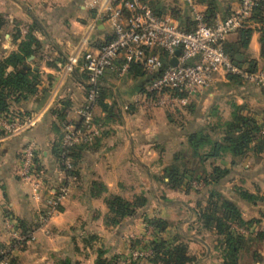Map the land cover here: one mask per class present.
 <instances>
[{
    "label": "crops",
    "instance_id": "0c3cea01",
    "mask_svg": "<svg viewBox=\"0 0 264 264\" xmlns=\"http://www.w3.org/2000/svg\"><path fill=\"white\" fill-rule=\"evenodd\" d=\"M147 2L151 7V3L160 5L161 8H155L162 17L166 14L170 23L187 30L193 29L195 12L205 15L217 12L225 17L237 10L240 4V0H194L193 4L188 0ZM262 3L264 8V0ZM97 13V9L85 5V0H0V15L6 21L0 29V59L19 52L20 44L29 33L42 46L23 64L9 66L6 70L7 74L29 70L37 73L36 93L18 101L11 100L9 111H0L38 116L37 122L28 129L14 135L5 132L0 135V249L10 248L13 242L5 222L8 213L15 216L23 231L26 227L34 233L25 249L12 246L10 256L16 264H58L67 256L80 262L78 250L71 251V246L77 243L71 232L76 231L77 225H85L84 228L92 232L105 230L104 235L109 240L110 231L120 226L116 233L119 240L120 235L126 232L133 234L137 230L153 229L144 220L147 215L166 220L175 235H187L189 221L183 220L184 225L177 222L180 215L195 213L189 203L184 204L177 198L203 197L208 188H203L196 195L184 186L179 188V192L167 188L168 178H164V169L177 163L176 154L189 153L191 130L215 120L230 119L234 106H244V114L254 118L260 127L264 126V88L224 75H217L210 87L193 96L188 106L184 105V110L137 106L135 100L146 91L148 83H145V77H134L129 70L123 71L124 60L121 58L115 67L105 71L101 79L103 102L110 110L96 107V115L102 125L101 135L81 151L77 173L65 199L57 212L44 221L46 200L56 193L63 180L56 145L61 140L65 122L62 126L57 123L59 115L69 122L76 121V110L87 96L81 68L61 75L60 67L78 49L96 48L114 37L112 25L107 21H99L96 28H90ZM250 25L253 32L249 47L243 49L237 59L243 62V67H249V62L264 67L261 45L264 22L251 21ZM237 40V33L228 37L229 43ZM141 87L145 90L142 91ZM47 91L50 92L47 102L37 110V100ZM56 124L60 125L59 130L54 128ZM29 143L35 144V161L45 179L43 191L38 195L34 194L33 183L20 175L21 152ZM252 147L245 158L234 159L227 154L215 163L232 170L226 182L235 186L230 196L224 192L226 182L217 188L237 204L243 219L264 220V138L258 137ZM160 191L165 192L166 201L158 196ZM241 191L257 195L261 200L245 201L240 197ZM140 195L147 197L148 204L138 210L137 216L122 220L118 227L109 221L108 202L112 197L133 200ZM192 221H196V217ZM194 226L208 231L203 225ZM210 233L215 238L200 235L196 239L191 238L196 243V249L190 251L195 259L192 264H224L222 237L215 232ZM259 244L261 247L258 249L253 245L245 247L246 254L252 255L255 251L260 257L246 264H261L260 259L264 260V239H260ZM243 250L239 253V264Z\"/></svg>",
    "mask_w": 264,
    "mask_h": 264
},
{
    "label": "built area",
    "instance_id": "2783aa9c",
    "mask_svg": "<svg viewBox=\"0 0 264 264\" xmlns=\"http://www.w3.org/2000/svg\"><path fill=\"white\" fill-rule=\"evenodd\" d=\"M85 5L98 10L90 28H96L99 21H107L112 25L114 38L96 48L78 49L60 67L61 75L81 68L86 74L88 88L85 102L76 110L81 125L70 121L64 128L63 151L59 159L63 180L56 193L46 200L44 221L57 212L73 181L74 165L69 150L83 142L92 143L101 135L102 125L96 120L101 79L119 59L124 60L123 71L132 64H139L147 75L154 77L146 91L135 100L137 106L144 108L177 110L210 87L217 75H236L246 83L264 88V69L252 70L235 64L224 47L231 34L251 24L250 18L259 0H240L237 10L225 17L217 14L212 23L205 21L203 13L195 12L197 24L193 31L177 27L155 14L147 0H85ZM178 50L180 54L176 55ZM174 57L177 58L176 65L171 63ZM37 119L36 114L0 113V129L14 135L32 127ZM258 137L264 138V126L260 127ZM20 160L21 177L33 183L34 194L38 195L43 191L45 179L35 161L34 143L23 148ZM5 222L12 241L19 242L28 237L14 215L8 213ZM263 223L250 227L237 225L236 230L245 236L257 235L264 232ZM7 262L8 256L3 264Z\"/></svg>",
    "mask_w": 264,
    "mask_h": 264
},
{
    "label": "trees",
    "instance_id": "16d2710c",
    "mask_svg": "<svg viewBox=\"0 0 264 264\" xmlns=\"http://www.w3.org/2000/svg\"><path fill=\"white\" fill-rule=\"evenodd\" d=\"M155 14L161 16L160 12L154 8ZM264 8L262 0H259V5L255 9L251 21L264 22L263 16ZM217 12H211L209 15L204 14L205 21L212 23L216 17ZM194 23L193 29L186 31H193L196 27ZM6 25L5 19L0 15V29ZM253 32L251 25H245L238 30V40L235 43H229L226 41L224 47L226 53L231 60L242 66L243 62L237 59V55L242 53L243 49L249 47V42ZM114 38V37H113ZM113 38L107 40L111 41ZM262 54L264 56V29L261 39ZM42 48L38 39L29 33L26 39L20 44L19 52L11 53L8 57L0 59V111L7 112L10 109L11 100H19L21 97L33 95L36 93V85L39 82V75L32 71L25 73L18 72H6L9 66L17 67L23 64L31 55H35ZM249 68L252 70L257 69L256 64L249 62ZM134 77H145V83H149L154 77L149 76L144 71L143 67L139 64H132L128 69ZM83 81L86 79V74L83 72L81 75ZM231 79H240L236 75H229ZM88 87L86 86V89ZM144 88V87H143ZM142 87L140 88L142 91ZM98 106L102 107L105 111L109 110L108 105L103 102V88L98 99ZM244 106H234L232 117L228 120H218L217 122H211L205 126L198 127L191 130L189 133V153L181 152L176 154L175 160L177 163L167 166L164 169V178H168L166 182L167 186L172 189L187 187L186 190H190L193 187V181L198 180L202 182L204 187L210 189V195L207 200V205L202 207L198 213V220L203 224V227L209 231H215L216 234L222 237V248L224 254V264H239V253L245 248L246 239L244 235L235 231L231 226L227 225V221L237 220L240 226H251L253 222H260L261 220H245L242 217L241 210L236 203L227 199L217 187L225 183L230 174L231 169L227 167H221L219 165H213L212 170L209 171L206 166L199 169L194 167H188L186 161H183L182 165H179V161L190 156L194 160L202 159V163L208 159H218L227 154L231 155L234 159L245 158L246 155L252 150L253 144L258 138L260 132V126L256 120L249 115H245ZM110 111V110H109ZM61 126L64 123V127L69 123L68 119H65L63 115H59L58 118ZM99 122V119L96 117ZM78 126L81 125V121H73ZM56 124L54 128L60 129V125ZM2 132H0V135ZM62 133L61 140L56 145V156L60 159L62 148ZM216 136V138H214ZM96 140V139H95ZM94 140V141H95ZM93 141V142H94ZM92 142V143H93ZM91 143H80L69 150V156L73 160L74 170L72 173H77L76 166L78 159H80L81 151L86 149ZM259 145V144H257ZM235 161H233L234 163ZM182 163V162H181ZM240 197L248 202H256L261 200V197L251 194L247 191H241ZM148 204V199L144 195L135 197L133 200L125 199L121 196L112 197L109 202L110 216L109 221L118 225L122 220L126 218H132L137 216L138 210L145 207ZM145 222L151 225L153 229L159 233H163L168 228V222L158 217L144 216ZM30 230L24 227L26 234ZM260 239H264V232L258 234ZM152 253L147 256L145 261L148 264H192L195 259L189 251V244L185 241V236L176 235L172 239H166L163 237L155 238L151 242ZM3 249H0V264H3L8 256L7 264H16L15 259H9V253H4ZM257 255V254H255ZM259 257V255H257ZM143 259V260H144ZM119 256H108L106 249H100L95 261V264H121ZM59 264H78L72 257H65L59 261ZM131 264H138L137 262Z\"/></svg>",
    "mask_w": 264,
    "mask_h": 264
},
{
    "label": "rangeland",
    "instance_id": "374dc122",
    "mask_svg": "<svg viewBox=\"0 0 264 264\" xmlns=\"http://www.w3.org/2000/svg\"><path fill=\"white\" fill-rule=\"evenodd\" d=\"M152 7H160L161 6H155L154 3H151ZM163 8H166L165 6ZM164 18H166V14L164 15ZM260 69H264V67H258ZM190 104V102L186 105L188 106ZM186 106H180L179 110L182 109L184 110V108ZM164 110H167L166 108H163ZM179 119V118H178ZM218 120L212 121V122H217ZM211 123V122H210ZM0 132L4 133L3 130L0 129ZM214 138H216V136H214ZM225 157V156H223ZM218 158V159H208L205 160V163H202V159H196L194 160L193 158H191L190 156H187L185 159L179 161V165L183 164V161H186L188 167H194L195 169H199L201 167H203L204 165L206 166V168L211 171L212 170V166L215 165V163L217 161H221V159L223 158ZM182 162V163H181ZM228 182V181H227ZM226 182V183H227ZM225 183V184H226ZM227 188L225 189V193L226 195L230 196V192L231 190L234 189L235 186H233V184H229L227 183ZM167 187V186H166ZM232 187V188H231ZM169 188V186L167 187ZM187 187H184V189H186ZM204 184L202 182H198V180L193 181V187L190 188V192H192L194 195H196L195 193L200 192L203 190ZM207 188V187H206ZM210 189L212 188H208L205 192L203 197L197 195L196 197H191L190 200L188 198L185 197H180L177 199H180L181 201H183V203H189V205H191V207H193L194 213L193 214H183L180 215V220L177 222L179 225H184L182 222L183 220L189 221V228H188V232L187 235H185V241L188 242L190 248L189 251H194L196 249V243H194L192 241L191 238L196 239L199 235L200 237H206V238H215L214 234L210 233L211 231H202L199 229L198 226H194V225H203L199 220H198V213L199 211L202 209V207L207 205V200L208 197L210 195ZM176 191H178L179 189L176 188ZM179 192V191H178ZM158 196L161 198L162 201H166V196H165V192H159ZM225 196V195H224ZM226 197V196H225ZM154 217V216H153ZM158 217V216H155ZM193 217H196V221H192ZM160 218V217H158ZM163 219V218H160ZM251 220H260L258 218H253ZM264 220H261L260 222H253L252 225H262ZM175 222V223H176ZM227 225L231 226L235 231L237 225L239 226V222L237 220H232V221H227L226 222ZM174 225V224H171ZM251 225V226H252ZM264 225V223H263ZM87 226V225H86ZM76 227V231H72L71 232V237H75V240L77 241L76 245H72L71 246V251L73 250H78V257H80L79 260L80 262H78V264H95L97 255H98V251L100 249H106L108 251V256L109 257H113V256H119L120 257V263L121 264H131L134 262H137L138 264H148L144 258H146L147 256L151 255L152 253V247H151V242L158 237H163L166 239H172L173 237H175L176 235L174 234V232H171L170 228H167V230L163 233H159L157 231H154L152 228L149 230H145L143 232H140L139 230H137V232H134L133 234H128L126 231H124L125 234L120 235V239L118 240L116 237V233L119 231L118 229H121L120 226L119 228H114L110 231V235L111 238L109 240V238H107L104 235L105 230H103V232H98L97 230L92 232L91 230H89V228H84L85 225H77ZM83 227V228H80ZM89 227V226H88ZM118 227V225H117ZM122 227V226H121ZM241 227V226H240ZM50 231V228H47ZM264 229V226L263 228ZM27 232V231H26ZM47 232V231H46ZM205 232V233H204ZM208 232V233H207ZM215 232V231H213ZM25 233V232H24ZM48 233V232H47ZM205 236H204V234ZM243 233V232H242ZM246 234V233H245ZM259 234V233H258ZM257 235H253V236H245L246 239V245L245 247L249 248L251 247V245H253L254 248L258 249V247H261V244H259L260 238ZM28 237L25 240L19 241V242H12L11 243V247H7V248H3V250L8 251L9 255H10V250L13 249V245L15 248L23 250L27 247L28 241L30 239L33 238L34 233L32 231H30L29 233L27 232ZM207 235V236H206ZM263 240V239H262ZM246 249L244 248V250L241 252V258H240V263L241 264H246L247 262H249L250 260H257L260 257H257L256 252L254 251L251 254H246ZM253 251V250H252ZM12 257L9 256V259H11ZM144 259V260H143ZM261 264H264V260L262 261L260 259ZM59 264V262H58Z\"/></svg>",
    "mask_w": 264,
    "mask_h": 264
},
{
    "label": "water",
    "instance_id": "95a60500",
    "mask_svg": "<svg viewBox=\"0 0 264 264\" xmlns=\"http://www.w3.org/2000/svg\"><path fill=\"white\" fill-rule=\"evenodd\" d=\"M179 54H180V51H179V50L176 51V55H179ZM32 58H33V57H32ZM171 63H172L173 65H176V64H177V58L174 57V58L171 60ZM49 96H50V92L47 91V92L45 93L44 97H42V98H40V99L37 100V101H38V108H37V110H40V109L45 105V103L47 102Z\"/></svg>",
    "mask_w": 264,
    "mask_h": 264
}]
</instances>
